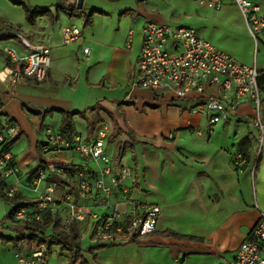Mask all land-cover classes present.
Wrapping results in <instances>:
<instances>
[{
    "label": "crops",
    "instance_id": "0c3cea01",
    "mask_svg": "<svg viewBox=\"0 0 264 264\" xmlns=\"http://www.w3.org/2000/svg\"><path fill=\"white\" fill-rule=\"evenodd\" d=\"M136 1L129 7L116 1L94 8L101 14L96 13L92 27L84 29L86 10L76 18L60 14L54 22L40 17L30 26L22 7L0 0V23L20 26L19 33L28 43L47 45L51 53L45 82L28 80L17 86L14 95L0 85V118L12 120L19 135L11 149L17 172L8 186L34 200L31 182L47 146L46 128L60 132L71 124L67 131L73 143L88 138L98 125L106 123V155L130 168L134 181L126 184L123 194L115 192L109 200L94 196L80 207L95 217L92 223L107 216L115 205L124 224L135 204H155L162 213L156 232L144 240L102 245L90 253L77 250L87 264H226L264 214V139L260 142L255 109L250 102H243L228 121L209 129L206 116L195 111L204 99L196 94L180 100L170 94L157 98L133 87L132 75L142 47L143 26L163 24L156 20L163 14L195 20L197 27L187 28L238 63L256 65L262 73L264 39L254 44L233 0H221L218 12L195 0H166L159 8L163 14L157 12V0ZM253 1L264 13V0ZM50 2L35 7L53 10L54 0ZM70 25L83 27L82 40L65 46L60 31ZM2 42L24 54L16 38ZM80 48H88V56ZM3 57L0 71L9 67V58ZM208 92L215 94V90ZM48 110L58 113L44 116ZM259 119L264 134V88ZM58 156L72 165L82 162L72 148ZM87 165L93 179L104 167L102 162ZM53 181L62 201L77 198L74 180ZM58 214L64 226L65 203L59 205ZM79 226L81 230L90 227L88 223ZM16 253L27 255L28 245H21L15 254L10 244L0 246V264H16ZM56 253L64 256L58 264H68V252L57 248ZM48 264L57 261L49 256Z\"/></svg>",
    "mask_w": 264,
    "mask_h": 264
},
{
    "label": "built area",
    "instance_id": "2783aa9c",
    "mask_svg": "<svg viewBox=\"0 0 264 264\" xmlns=\"http://www.w3.org/2000/svg\"><path fill=\"white\" fill-rule=\"evenodd\" d=\"M195 2L215 12L222 7L221 0ZM233 4L242 15L248 35L257 46L260 39H264V13L253 0H233ZM3 36L19 40L24 54L9 45L3 48V55L9 58L13 67L0 71V85L14 95L17 86L28 80L45 82L51 64L50 48L44 44L31 45L18 33L0 32V37ZM60 38L63 45H73L82 40V33L74 25L65 26L60 31ZM82 53L88 56L89 49L83 48ZM132 79L133 87L148 91L157 98L168 94L177 100L191 94L201 97L204 103L195 111L206 116L209 129L228 121L238 106L248 101L255 109V125L261 131L260 142L264 139L259 119L264 73L256 65L250 67L238 63L229 54L201 39L192 28L145 24L142 28V47ZM209 90H215V94L209 93ZM107 132L108 125L100 124L88 138L76 139L72 143L59 131L46 128L47 146L42 151L43 159L38 164L31 184L36 207L20 209L15 213L13 219L19 226L30 221L44 223L46 218L59 216V205L65 203L67 214L64 227L69 228L72 223L91 224L93 237L100 245L144 240L156 232L162 210L155 204L133 205L126 224L118 219L117 205L111 206L107 216L93 223L95 217L80 207L81 203L94 196L100 195L102 199L109 200L115 192L123 194L127 190L126 184L134 181L130 168L106 155ZM17 135L16 125L0 118V189L10 198L18 191L8 186V181L17 172L15 157L8 143ZM70 148L82 159L80 164H69L58 156ZM88 162L104 164L94 179ZM53 178L74 180L77 198L62 201L56 193L57 184ZM28 247L27 255L16 253L18 264H48L50 252L47 244L32 242ZM76 252L73 250V254ZM226 264H264V214H260L258 222L240 244L233 259Z\"/></svg>",
    "mask_w": 264,
    "mask_h": 264
},
{
    "label": "trees",
    "instance_id": "16d2710c",
    "mask_svg": "<svg viewBox=\"0 0 264 264\" xmlns=\"http://www.w3.org/2000/svg\"><path fill=\"white\" fill-rule=\"evenodd\" d=\"M15 6H20L23 8L25 13V20L28 25L35 26L36 20L40 17H46L50 21L54 22L58 20L60 14L65 15L68 18H76L80 14H84V7L81 10H67L69 4H76L78 0H58L54 9L33 7L28 8L23 0H8ZM93 13H100L96 11H91L89 14L84 16L83 25L86 27L91 24V17ZM20 26H11L8 24L0 23L1 32L7 33H18L20 34ZM11 36L0 37V42L8 40ZM6 64L9 67H13V64L6 59ZM24 110L25 107L23 108ZM54 113H58L56 110H48L45 112L44 116H51ZM59 113H62L59 111ZM72 114H70L71 116ZM75 115H79L78 113ZM1 116V115H0ZM9 123H13L12 120H7ZM14 124V123H13ZM71 124L64 125L60 128V132L63 133L66 138L72 141V135L70 131H67ZM19 135L15 137L8 143V148L12 149L13 145L18 141ZM0 200L8 206H12V209L7 214L5 221L10 222L15 227V236H7L0 233V244L6 246L10 244L13 250H18L21 245H28L32 242L34 243H45L48 246V252H51V248L56 246L62 252H68L71 254L68 264H87L79 252L73 254V250H79V245L81 241V227L77 223L70 224L69 228H65L61 224V218L55 215L54 218H46L44 223H39L35 221H30L25 223L23 226H19L13 219L15 213L24 208H35V200L28 199L21 195L19 192L14 194L13 197L6 196L2 189H0ZM19 226V227H18Z\"/></svg>",
    "mask_w": 264,
    "mask_h": 264
},
{
    "label": "rangeland",
    "instance_id": "374dc122",
    "mask_svg": "<svg viewBox=\"0 0 264 264\" xmlns=\"http://www.w3.org/2000/svg\"><path fill=\"white\" fill-rule=\"evenodd\" d=\"M51 0H24L26 6L28 8H33L35 6H39L37 4L39 3H42L45 5H50ZM57 0H54V5H56ZM116 1H119V2H122L123 3V6L124 7H129L131 4H135V2H137L136 0H83V7H84V10H86L87 14H89L91 11H97V10H93L94 8H99L101 9V7L104 8V5H107L109 4L110 2H116ZM166 2V0H157V6H158V10L157 12L161 13L159 8L162 4H164ZM139 3V2H138ZM103 4V5H102ZM108 6V5H107ZM106 6V7H107ZM53 7V6H52ZM105 7V8H106ZM142 8H146V6H141ZM42 8H50V7H42ZM163 14V13H161ZM94 15H98L96 13H93L92 14V17ZM164 16H157V21L158 23H163V24H167V25H170L172 27H194L196 28L197 25H196V22L195 20H185L182 15H179V16H174L173 18L170 17V15H165L163 14ZM92 17H91V22H92ZM154 20V21H156ZM92 24V23H91ZM88 25L86 27H89L91 26ZM93 25V24H92ZM77 27V26H76ZM86 27H84V29H86ZM92 27V26H91ZM83 28V27H82ZM82 28H79L80 31H82ZM209 30L211 31H214L211 29V27H209ZM206 29V28H205ZM198 30V29H197ZM207 30V29H206ZM200 31H202V29H200ZM1 45L3 44L4 45V42H1L0 43ZM0 45V47H1ZM7 46V45H4L3 47L0 48V64L2 63V59L4 60V55L2 53L3 51V48ZM82 48H80L79 51H81ZM83 63H85V60H83ZM37 83V82H36ZM82 113V112H81ZM221 124V123H220ZM17 143V142H16ZM15 143V144H16ZM13 148V147H12ZM19 148L18 146L16 147V151H18ZM13 151V150H12ZM43 158V157H42ZM36 175V174H35ZM35 177V176H34ZM32 183V182H31ZM30 183V184H31ZM12 206H5L1 200H0V233L3 234V235H7V236H11V237H14L15 236V231H14V228L15 226H13L10 222L8 221H5V218L7 216V214L9 213V211L11 210ZM80 235H81V241H80V245H79V249L81 250V252H85V253H90V251L93 249V250H96V249H99L102 245L98 244L94 237H93V227L92 225L90 224V227L88 229H85L83 228L80 232ZM1 247H5V246H2L0 244ZM58 247L54 246L51 248V253H50V257H53L54 260L57 261V264L60 263V262H63V259H64V256H60L56 253V249ZM14 251V254H15V250ZM16 264H18L16 262Z\"/></svg>",
    "mask_w": 264,
    "mask_h": 264
},
{
    "label": "water",
    "instance_id": "95a60500",
    "mask_svg": "<svg viewBox=\"0 0 264 264\" xmlns=\"http://www.w3.org/2000/svg\"><path fill=\"white\" fill-rule=\"evenodd\" d=\"M83 8V0H78L77 3L74 5V4H69L67 6V10L70 11V10H81Z\"/></svg>",
    "mask_w": 264,
    "mask_h": 264
}]
</instances>
